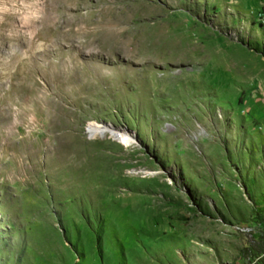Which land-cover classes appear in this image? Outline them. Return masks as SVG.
Returning <instances> with one entry per match:
<instances>
[{"label": "rangeland", "instance_id": "rangeland-1", "mask_svg": "<svg viewBox=\"0 0 264 264\" xmlns=\"http://www.w3.org/2000/svg\"><path fill=\"white\" fill-rule=\"evenodd\" d=\"M17 41L0 264H264V0H0Z\"/></svg>", "mask_w": 264, "mask_h": 264}, {"label": "bare ground", "instance_id": "bare-ground-1", "mask_svg": "<svg viewBox=\"0 0 264 264\" xmlns=\"http://www.w3.org/2000/svg\"><path fill=\"white\" fill-rule=\"evenodd\" d=\"M15 19V18H14ZM40 22V21H39ZM38 23V22H37ZM36 24V23H35ZM37 26V25H36ZM34 28H35V25H34ZM11 29H13V28H11ZM35 34V33H34ZM39 34H40V32H39ZM39 34H37V32H36V34L34 35V39L33 40H35V39H38L39 38ZM19 37H22V36H19ZM23 38V37H22ZM5 39V38H4ZM8 40V39H7ZM13 40V39H12ZM11 40V41H12ZM21 40V39H20ZM20 40H18L19 42H20ZM24 40V39H23ZM22 40V41H23ZM10 41V40H9ZM16 41V40H15ZM14 41V42H15ZM17 41V42H18ZM21 41V42H22ZM5 42V41H4ZM18 42V43H19ZM11 43V42H10ZM23 43V42H22ZM8 44V43H7ZM12 44V43H11ZM24 44V43H23ZM23 44H21V43H19V44H17V43H13L12 44V50L13 51H11L10 53H9V57L7 58V60H3L2 62H1V64H0V66H2V67H6V68H9V67H11V66H15V68H16V71H17V74H18V72H20L21 71V69H22V66H23V56H24V54H25V52L23 51L24 50V45ZM10 45V44H9ZM27 48V47H26ZM29 52V51H28ZM3 53V52H2ZM8 54V53H7ZM39 55H40V51H38L37 52V54H36V56H35V60H36V67H38L39 66ZM1 56V55H0ZM3 56V55H2ZM5 56V55H4ZM35 63V62H34ZM36 69V68H35ZM10 70H12V68L10 69ZM38 71V70H37ZM10 73V72H9ZM11 74V73H10ZM12 74H13V72H12ZM10 77H12V76H10ZM14 78V77H13ZM16 78V77H15ZM14 78V79H15ZM4 79V78H3ZM8 79V78H7ZM11 80V79H10ZM164 81V80H163ZM162 96V95H161ZM106 131H108L111 135H113V136H118L119 135V137H117V139L118 140H120L121 142H123L124 144H128V143H130L131 142V140L129 139V137L128 136H126V134H121V133H119V132H116L115 130H113L112 128L111 129H105ZM103 131V129H92V130H90V134H91V136H93V135H95V134H99V133H101ZM103 135V134H102Z\"/></svg>", "mask_w": 264, "mask_h": 264}]
</instances>
